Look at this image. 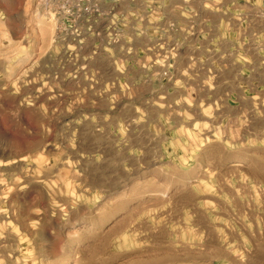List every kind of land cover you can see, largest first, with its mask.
<instances>
[{
	"label": "rangeland",
	"instance_id": "374dc122",
	"mask_svg": "<svg viewBox=\"0 0 264 264\" xmlns=\"http://www.w3.org/2000/svg\"><path fill=\"white\" fill-rule=\"evenodd\" d=\"M0 264H264V0H0Z\"/></svg>",
	"mask_w": 264,
	"mask_h": 264
}]
</instances>
